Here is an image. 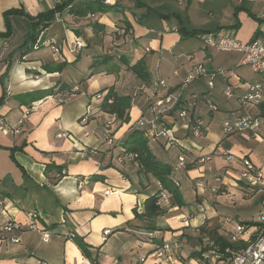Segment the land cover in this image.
Instances as JSON below:
<instances>
[{
    "label": "crops",
    "instance_id": "0c3cea01",
    "mask_svg": "<svg viewBox=\"0 0 264 264\" xmlns=\"http://www.w3.org/2000/svg\"><path fill=\"white\" fill-rule=\"evenodd\" d=\"M87 1L91 0H73L56 12L62 21H53L43 31L46 39L55 37L60 45V53L54 54L48 46L31 48V36L41 32L40 28L34 32L31 17L72 0H0V99L4 98L0 127H9L7 132L0 128V264H136L142 260L144 264H161L153 253L164 241L180 245V259L172 264H231L228 259H216L211 250L201 261L190 256L205 248L202 234L206 231L216 229L227 237L238 224L255 223L264 204V181H242L239 160L249 159L264 178V124L257 136L251 132L227 135L222 130L225 119L262 117L264 99L246 104L243 97L248 85L264 82V73L243 64L240 54L224 55L205 47L199 34L234 32L242 43L263 38L260 22L250 13L264 20V0H112V10L95 13L94 18L70 13L73 4ZM236 8H241L237 14ZM11 9L23 14L9 16L11 33L6 35L5 12ZM95 23L105 30L95 29ZM193 31L198 35H192ZM77 39L85 47L71 52L69 44ZM121 56L130 65L143 59L152 84L166 80L167 90L163 91L169 93L176 92L199 64L211 72H226L215 77L213 89L205 79H198L185 91L184 107L202 123L200 137L174 126L178 108L161 116L163 124L174 126L180 145L168 149L167 139L160 137L150 146L160 161L173 168L181 154L186 156L185 168L173 173L185 205L165 208L154 230L147 229V220L136 219L135 211L144 212L145 201L162 189L161 184L140 171L125 153L123 141L134 128L141 129L149 140V126L139 122L143 116L151 118L147 96L155 88L146 87L121 62ZM62 63L66 67L57 71L55 67ZM75 86L82 93L60 104V92ZM228 86L232 97L225 96ZM112 87L119 94L133 96L130 122L119 128L114 118L102 113L103 98H97ZM33 92L42 98L32 103L34 111L16 134L22 111L32 105L22 97ZM208 102L218 110L210 111ZM88 107L91 117L82 126L80 119ZM112 121L113 143L109 145L106 124ZM86 132L92 134L86 136ZM224 153L235 155L236 161L227 162ZM205 155H212L208 163L214 161L208 170V163L197 164ZM50 164L62 166L63 177L59 178L56 168L46 172ZM216 180L220 181L218 191L212 193ZM194 183L206 190L195 189ZM31 213L37 214L35 221L30 219ZM10 219L22 224L24 230L3 232ZM33 223L39 230L28 229ZM106 229L112 230L109 236H104ZM257 229L248 227L243 239ZM43 231L51 234L48 242L43 241ZM149 232L154 238L147 236ZM13 235L20 236L19 243L11 242ZM73 236L88 245V255Z\"/></svg>",
    "mask_w": 264,
    "mask_h": 264
},
{
    "label": "built area",
    "instance_id": "2783aa9c",
    "mask_svg": "<svg viewBox=\"0 0 264 264\" xmlns=\"http://www.w3.org/2000/svg\"><path fill=\"white\" fill-rule=\"evenodd\" d=\"M106 4L111 5L112 0H106ZM89 17L94 18V14H90ZM55 22H61L62 19L60 15L55 14ZM260 30L264 34V21L260 23ZM199 39L203 45L207 48H212L218 51L224 52H240L243 55V64L249 66L256 73H264V37L256 38L249 43H242L234 37V32L229 34H214V33H203L199 35ZM69 49L71 52L81 51L85 44L80 40H75L69 44ZM44 46L50 47L54 54H59L61 51L60 45L58 44L55 37H44V32L41 31L36 38V42L33 44L32 48L38 50ZM218 74L225 75L226 72L221 71L219 73L211 72L205 64H199L193 68L187 76L181 81L180 88L174 92H164L167 90V82L164 79H158L153 82V86L157 89V92L148 97V102L151 103L149 111L151 113V118L143 116L139 122L140 126L147 125L149 129L146 131V135L151 142H157L160 137H165L167 139V148L172 146L180 145L179 139L175 136L173 127L181 126L187 130H190L195 137H200L202 135V123L188 110L184 107V94L190 84L198 79H205L207 86L213 89L215 86V77ZM178 75V72L175 73ZM145 87V86H144ZM143 87V88H144ZM142 88V89H143ZM82 93V90L78 87H72L66 89L58 95L59 103L63 104L68 98ZM225 96L232 97L233 91L231 87H227L225 90ZM98 99H102L103 96H97ZM264 99V82H256L254 84L248 85V93L243 97V102L246 104L259 103ZM208 108L210 111H217L218 108L211 102H208ZM178 108V118L175 125L172 128H167L165 124L161 121V116L165 114H171ZM35 109V104L27 107L22 111L21 117L17 122V126L14 129L16 134L21 132L20 127L24 124L25 120L31 115ZM91 117V109L88 110L84 116L80 119V124L85 126L88 124ZM264 124V117L242 115L237 116L234 119H225L222 121V130L224 134H240L245 132L254 133L256 136L259 134ZM106 127V140L109 145L113 143L109 129L111 128V123L107 122ZM3 131L7 132L9 127L7 125H2L0 127ZM92 132H86V136L91 135ZM64 135H59L63 137ZM129 158L134 159L137 157L136 154L128 155ZM223 157L227 162L236 161L237 157L231 153H224ZM212 160V155H205L197 160V164L202 165L210 162ZM242 163L243 170L240 172V179L246 183H262L264 181L263 175L257 170L255 165L247 158L241 157L239 159ZM186 156L181 154L178 158V163L173 168V173L185 168ZM219 184L220 181L216 180ZM177 185H180L177 180H175ZM197 189H205L202 184H196ZM212 192L216 193L218 187L211 189ZM109 193V192H107ZM161 208H167L171 204V194L166 191H162L159 195V200L157 203ZM3 206V201L0 200V207ZM202 212L204 210L202 209ZM30 219L35 221L37 219L36 213L30 214ZM257 222L264 224V204L259 211L257 216ZM28 229L39 230L38 226L33 223ZM24 230L22 224L14 220H8L3 226V232L8 234H13L15 232H21ZM248 231V227L244 224H238L235 227L234 233L231 235V241L237 243L243 235ZM104 236H109L112 230H104ZM149 238H154V234L149 232L147 234ZM42 237L44 242H48L51 238V234L47 231L42 232ZM11 242L19 243L20 236L13 235L10 238ZM213 245V243H211ZM229 250H227L228 252ZM180 245L176 242L164 241L161 244L156 245L155 251L153 253L154 257L158 259L161 264H172L175 260L180 259ZM215 254L216 259L219 255ZM231 264H264V232L261 233L255 241L249 244V246L239 252H234L232 257L229 259ZM144 264V260L141 263ZM188 264H191L190 262Z\"/></svg>",
    "mask_w": 264,
    "mask_h": 264
},
{
    "label": "trees",
    "instance_id": "16d2710c",
    "mask_svg": "<svg viewBox=\"0 0 264 264\" xmlns=\"http://www.w3.org/2000/svg\"><path fill=\"white\" fill-rule=\"evenodd\" d=\"M72 3H73V0L72 2H67L61 5H57L54 10H49L47 12H44L36 18L31 17V20L33 21L34 32L38 28H40L41 31H44L45 29H47L50 26V24L54 21L56 12L61 11L64 7ZM111 10H112L111 6L106 4L104 0H91L87 2L73 4L70 8V13L75 16L83 17L88 14L107 13V12H110ZM240 10L241 8H236L235 10L236 14ZM18 14H23V12L18 9H11L5 12V18H6V22L8 25V32L6 35H9L11 33L9 16L18 15ZM250 15L254 17L260 23L264 21L261 18H257L253 16L251 13ZM94 28L97 30L100 29V31L105 30V27L98 23L94 24ZM191 34L198 35L196 31H193ZM36 38H37V35L33 33V35L31 36V48L33 44L36 42ZM105 58H107V56H105ZM121 62L124 63V65H126L127 68L133 74H135L136 77L140 81H142L146 87H149V88L151 87L152 89L154 88L151 82V75L149 71L147 70L145 61L143 59L139 60L134 65H130V62L126 60L123 56H121ZM65 67H66V64L62 63V64L57 65L55 69H57V71H62ZM63 87H66V86H63ZM143 89H145V87ZM106 90L108 92L103 97V101L101 103L102 113L106 115H110L112 118H114L118 122V128L122 126L123 124L129 123L131 119L130 111L133 106V96L129 94H126V95L119 94L117 91H115L113 87L109 89H105L102 92ZM153 91L154 93H156L157 89H153ZM138 95L139 94H136V96ZM148 97H151V96L149 95L147 96V98ZM22 98L28 99L29 100L28 103L32 104L33 102L41 99L42 95L36 94L35 92H33L31 94L24 95ZM3 101H4V98L2 97L0 99V104H2ZM149 105H151V103ZM261 115L262 117H264V106L261 108ZM110 123L112 125L113 121ZM165 126L169 129L172 128V126L169 124H165ZM201 128H202V133H203V127L201 126ZM150 143L154 144L156 142H150L146 138L144 132L141 129L134 128L132 131H130V133L124 139L123 146L125 149V153L127 155H132V154L137 155V157L132 159V161L138 164V166L140 167V171L144 174L153 175L161 184L162 189L158 193L152 195L145 201L144 212L142 214H138V212L135 211L136 219L142 220V221L147 220L148 222L146 225L147 229L154 230L156 229V226H155L156 219L164 213V209H165V208H161L157 204L159 200V195L162 193V191H166L169 194H171V204H178L180 206H184L185 202L183 201L182 194L180 192V185H177L175 183V179L173 178V167L167 163L160 161L154 155L151 149ZM166 147H167V144H166ZM51 168H56L58 170L59 178L63 177V167L62 166H55L54 164L47 165L46 172L47 170ZM215 187H219L218 183ZM211 189H210V192H212ZM261 199L262 201H264V194L262 195ZM244 225L247 227L258 226V229L255 233H252L248 239L244 240L242 237L237 243H233L231 241V235L234 233V231L231 232L230 235L226 237L218 233L216 229L208 230L206 231L205 235L202 234V237L206 239L205 248L199 251L193 252L190 257L201 261V260L206 259L204 257L205 252L211 250L219 255L218 260H227V259L229 260L232 257V254L234 252H239V251L246 249L250 243L255 241V239L261 233L264 232V224L257 222V220L255 223L249 222V223H244ZM201 231L204 232L205 230L201 229ZM73 238H76L77 244L81 248L83 253L88 255L89 254L88 245L83 240L77 238V236H73ZM211 243H213V245H211ZM227 250L229 251L227 252Z\"/></svg>",
    "mask_w": 264,
    "mask_h": 264
},
{
    "label": "rangeland",
    "instance_id": "374dc122",
    "mask_svg": "<svg viewBox=\"0 0 264 264\" xmlns=\"http://www.w3.org/2000/svg\"><path fill=\"white\" fill-rule=\"evenodd\" d=\"M263 4H261L260 6H262ZM111 13H113V12H111ZM101 14H104V13H101ZM216 51H218V50H216ZM218 52H221V54H227V53H229V54H240V55H242L240 52H235V51H232V52H224V51H218ZM243 56V55H242ZM205 91H206V95L208 96V97H210L211 96V93L210 92H207L208 91V87H205ZM206 102V101H205ZM207 104V103H206ZM220 162V161H219ZM233 162L234 161H232V162H229V163H232L233 164ZM222 163H223V161H222ZM214 164V161H212L211 163H208V164H206V166H205V168H206V170H208V167H210L211 165H213ZM228 164V163H227ZM194 188L195 189H197V186H196V183H194ZM206 190V189H205ZM217 209L218 210H220V207H218L217 206Z\"/></svg>",
    "mask_w": 264,
    "mask_h": 264
}]
</instances>
